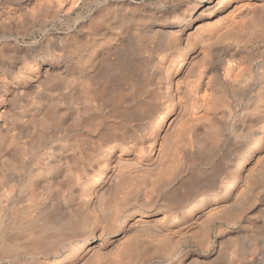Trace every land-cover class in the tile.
Masks as SVG:
<instances>
[{
  "label": "bare ground",
  "instance_id": "bare-ground-1",
  "mask_svg": "<svg viewBox=\"0 0 264 264\" xmlns=\"http://www.w3.org/2000/svg\"><path fill=\"white\" fill-rule=\"evenodd\" d=\"M145 1L0 0V264H264V0Z\"/></svg>",
  "mask_w": 264,
  "mask_h": 264
},
{
  "label": "rangeland",
  "instance_id": "rangeland-1",
  "mask_svg": "<svg viewBox=\"0 0 264 264\" xmlns=\"http://www.w3.org/2000/svg\"><path fill=\"white\" fill-rule=\"evenodd\" d=\"M147 1V2H146ZM145 1V3H144V5H143V7L144 8H142V17L147 21V19H149L148 21L149 22H151L155 27H157V28H160L162 31L161 32H163V29L162 28H164V25H165V22L166 21H168V18H171V16L173 17V13L172 12H170V10H169V8L168 7H166L165 5H158L159 3L157 2L158 0H154V1H152V0H146ZM150 1V2H149ZM156 3V4H155ZM167 8V9H166ZM168 10H169V12H168ZM145 12V13H144ZM144 15V16H143ZM219 17H220V15H218ZM217 16V17H218ZM161 26V27H160ZM248 28V30H249V27L250 26H247ZM246 28V27H245ZM244 28V29H245ZM251 28V27H250ZM159 29V30H160ZM243 28L241 29V31H239L240 33H242L243 35H239V33H238V35L239 36H244V35H246V34H248V33H244V32H248V30L246 31V29L244 30ZM252 29V28H251ZM252 32V31H251ZM249 33H250V30H249ZM165 35H167V34H165ZM170 35V34H169ZM169 35H167L166 37L163 35V38H164V40L165 39H169L168 37H171V36H169ZM259 34H257V37H259V36H261V35H259ZM176 38V35H172V37L170 38V39H172L171 40V42H178L177 41V38ZM262 38V37H261ZM170 39H169V41H170ZM259 39H260V37H259ZM194 40V39H193ZM262 40V39H261ZM192 41V40H191ZM181 183V182H180ZM180 183H178V189H182V188H185V185H186V182L185 181H183L181 184ZM184 183H185V185H184ZM181 185V186H180ZM183 186V187H182ZM184 252H186V250H184L183 252H182V254L184 253ZM181 254V255H182Z\"/></svg>",
  "mask_w": 264,
  "mask_h": 264
}]
</instances>
